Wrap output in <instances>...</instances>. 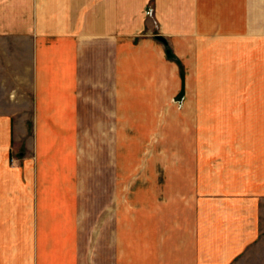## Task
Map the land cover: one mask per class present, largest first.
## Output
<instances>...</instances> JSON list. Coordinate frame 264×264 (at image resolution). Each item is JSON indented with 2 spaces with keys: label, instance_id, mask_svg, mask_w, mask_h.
Returning a JSON list of instances; mask_svg holds the SVG:
<instances>
[{
  "label": "crops",
  "instance_id": "1",
  "mask_svg": "<svg viewBox=\"0 0 264 264\" xmlns=\"http://www.w3.org/2000/svg\"><path fill=\"white\" fill-rule=\"evenodd\" d=\"M5 1L12 20L0 38L27 57H12L8 83L0 74V264H228L240 254L256 238L264 201V0ZM182 86L193 130L185 158L168 153V164L157 148L147 178L146 157L140 167L113 162L105 215L91 206L85 220L82 129L131 136L132 120L163 105L173 119ZM58 160L72 164L60 172ZM67 172L72 183L61 180ZM171 178L190 195L159 217L155 206L166 231L148 248L141 213L132 238L131 208L153 185L173 190Z\"/></svg>",
  "mask_w": 264,
  "mask_h": 264
},
{
  "label": "rangeland",
  "instance_id": "2",
  "mask_svg": "<svg viewBox=\"0 0 264 264\" xmlns=\"http://www.w3.org/2000/svg\"><path fill=\"white\" fill-rule=\"evenodd\" d=\"M6 3L5 0H0V5L4 6ZM5 10H0V26H5L11 24L12 17L10 19L9 14H7V17H5ZM144 17L147 19L148 22H150L151 27L154 26V17H153V6L150 2H148L143 9ZM24 17L18 16L15 17V22L17 21L19 25L23 23L21 20H23ZM142 37V34L138 33L135 34L134 37H132V41H135ZM3 39L2 41L6 43L7 47L0 49V61L2 64V72H0L3 79H5L8 83L10 80V61L12 57H16L19 60L21 58L27 57V50L24 49H11L9 42H11V39L8 37L0 38ZM21 40V39H19ZM3 43V45H5ZM4 47V46H3ZM13 51V53H12ZM15 58V59H16ZM180 77H183V67L180 64ZM179 99H178V110L172 108V117H170V113L166 112V106L163 105V111L157 112V113H146V114H139L140 118H137L136 120H132L130 122L131 129L126 130L128 132H131V136L125 135L123 136L119 133H112L111 130H108L106 127H103L101 129H90V128H83L82 129V138H84V144L82 146H79L78 150L79 152H82L83 160L80 161V166L78 169L83 172L82 179L79 181L78 184L82 185V189L80 191L79 196L82 200V211H83V218L85 220L90 219L91 217V206L94 207L97 205L98 211L100 210V215H105V210L103 209L101 211V205L105 202L106 194L102 193L103 186L108 185V180L111 178V174L114 170V163L118 166H124L123 161L124 158L126 161H128L130 164L133 165V167L136 165V167H140V158L144 160L146 157L147 160L145 162L142 161L141 164H146L144 168V172L147 174H154V164H156L155 157L152 154H155L154 152L157 150V148L162 147L164 149L163 156L169 157L168 164H171V158L168 153H174V156H181L183 155L184 158L186 156V142H187V132L188 129L193 131L192 128H187L190 121H192V114H187L185 111V102L186 98L182 97L183 95V86L182 90L179 93ZM83 121L84 124H90L89 121V114H83ZM99 119L105 118V115L99 114ZM152 118V119H151ZM155 118V120H154ZM173 120V121H172ZM107 120L103 122L101 125H106ZM192 124V122L190 123ZM90 140H97L99 141V144L97 146H91L88 143H85V141ZM107 140L110 141L107 143ZM81 147V148H80ZM126 154H125V153ZM95 155V156H94ZM97 155V156H96ZM91 156L95 157L94 159H91ZM140 157V158H139ZM72 160V159H71ZM71 160L67 163H64V160H58L57 162L60 164V166L57 168L59 171L66 166H69L72 164ZM74 160V159H73ZM72 160V161H73ZM71 162V163H70ZM92 162V165H91ZM125 162V161H124ZM145 162V163H144ZM64 164V165H63ZM172 165V164H171ZM91 166L93 168V172L91 169ZM91 169V170H90ZM65 169L62 170V172ZM61 172V171H60ZM131 177H132V183H137V176L135 175L134 168L131 169ZM138 174V172H137ZM71 177L69 175V172L66 174H63L62 181H66L67 183H72L69 179ZM142 178V177H141ZM144 180V178H142ZM185 183V180H178L171 178V185L174 184L173 190H160L157 189L155 191V187L153 185V191H149L148 189H145L143 191V195L139 199L140 204L142 205L140 210L131 208V220L132 222V228H131V234L132 238H135L137 234V231L133 228L134 225H136L138 222L135 221L139 218L140 213L142 214V218H144V224H143V232L144 236L147 239L148 242V248L151 246L153 247V242L155 237L159 236V234H163L164 231L161 230V227H163L162 224L165 223L162 219H158V223L156 224L155 221L157 217H159L163 211L165 213L166 210L172 208V204L177 207L179 205L178 203H182L184 199L188 198L190 194H186L183 190L179 188L181 187V182ZM93 190L95 192H93ZM105 190V188H104ZM97 194L98 199L95 200L92 199V194ZM173 195L174 197H172ZM194 200L193 201H202L199 198L202 194L198 193L197 191L194 192ZM215 196H218L219 194H214ZM173 198V201H166L165 199ZM180 200V201H179ZM159 205L160 208L157 210H160L158 214L155 216L156 208L155 206ZM180 208H178L179 210ZM140 211V212H139ZM139 212V213H138ZM176 212V211H175ZM102 213V214H101ZM134 215V216H133ZM135 218V220H134ZM258 232L256 235V238L248 244L244 250L236 255L231 261L228 262V264H264V201L260 203V207L258 208ZM139 225V224H138ZM137 227V226H135ZM168 230V229H167ZM164 235V234H163ZM104 237H101L100 240H103Z\"/></svg>",
  "mask_w": 264,
  "mask_h": 264
},
{
  "label": "trees",
  "instance_id": "3",
  "mask_svg": "<svg viewBox=\"0 0 264 264\" xmlns=\"http://www.w3.org/2000/svg\"><path fill=\"white\" fill-rule=\"evenodd\" d=\"M164 52H165V55L168 59H174L172 53L170 52V50L168 49L167 46H164Z\"/></svg>",
  "mask_w": 264,
  "mask_h": 264
},
{
  "label": "water",
  "instance_id": "4",
  "mask_svg": "<svg viewBox=\"0 0 264 264\" xmlns=\"http://www.w3.org/2000/svg\"><path fill=\"white\" fill-rule=\"evenodd\" d=\"M154 38H155L156 40L160 41L162 44H164V45L166 44L165 39H164L161 35L155 34V35H154Z\"/></svg>",
  "mask_w": 264,
  "mask_h": 264
}]
</instances>
